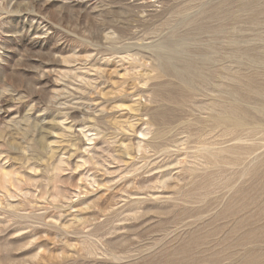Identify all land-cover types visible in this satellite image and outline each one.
I'll return each mask as SVG.
<instances>
[{"label": "rangeland", "instance_id": "1", "mask_svg": "<svg viewBox=\"0 0 264 264\" xmlns=\"http://www.w3.org/2000/svg\"><path fill=\"white\" fill-rule=\"evenodd\" d=\"M0 264H264V0H0Z\"/></svg>", "mask_w": 264, "mask_h": 264}]
</instances>
